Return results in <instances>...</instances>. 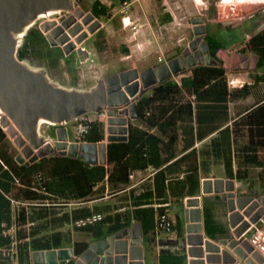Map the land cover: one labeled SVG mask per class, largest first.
<instances>
[{
  "label": "trees",
  "instance_id": "1",
  "mask_svg": "<svg viewBox=\"0 0 264 264\" xmlns=\"http://www.w3.org/2000/svg\"><path fill=\"white\" fill-rule=\"evenodd\" d=\"M114 5L113 1L111 6ZM109 9L110 6L94 0L90 11L95 17L108 19ZM204 37L212 55L223 49L221 41L206 33ZM22 40L17 49L19 60L35 55L45 58L47 49H51L42 32L33 26ZM34 45L44 48L45 52L37 53ZM248 47L257 56L253 72L255 83L264 81V73L257 74L264 70V31L252 35ZM97 48L101 51L98 45ZM123 49L128 53L127 47ZM69 69L74 72L73 64ZM190 70L191 73L179 77L178 82L169 77L155 84L136 100L134 120L138 124L136 127L140 126L138 133L129 125L125 141L107 143L103 165H88L79 158L61 155L46 156L32 164H19L15 161L17 152L0 128V223H14L18 227L16 239L21 264H29L33 252L65 247L72 248L74 257H78L90 243L113 235L130 226L132 221L141 225L146 246L153 245L156 217L167 214L173 200L179 204L175 207L180 209V201L185 196L199 194L201 178L220 175L246 182L252 169L262 167L264 162L259 151L264 147L263 140L254 139L253 130L248 121H243L240 111L237 118H231L228 111L230 101L249 94L248 85L244 83L229 90L222 65H197ZM261 109L263 107L255 110V122L260 121L258 110L263 111ZM86 124L87 129L76 141L96 143L104 139L102 121ZM241 124L248 125L246 142L241 141L244 135ZM256 133L260 137L262 129ZM195 141L201 142L198 149L193 146ZM216 166L222 170L216 171ZM147 169L154 171L151 184L130 188L129 194L119 199L129 200L128 209L117 210L125 205L123 202L83 205L104 197L105 192L113 195L125 190L131 185L134 172ZM38 172L45 177L46 194L33 185V176ZM21 202L36 204L25 206ZM68 203L74 204L69 211L65 209ZM217 203L216 197L203 203V231L213 239L225 232L215 214ZM93 214L103 216L84 228L70 226L72 221ZM173 228L177 237L182 238V217L175 216ZM9 243V239L0 236V246ZM180 254L174 255L161 248L159 264H172L173 261V264H182L185 255ZM169 259L172 262L167 263ZM0 264L9 262L0 260Z\"/></svg>",
  "mask_w": 264,
  "mask_h": 264
},
{
  "label": "water",
  "instance_id": "2",
  "mask_svg": "<svg viewBox=\"0 0 264 264\" xmlns=\"http://www.w3.org/2000/svg\"><path fill=\"white\" fill-rule=\"evenodd\" d=\"M77 1L0 0V127L5 129L6 135L12 139L14 146L19 150L15 156V161L19 164H32L46 156L61 155L79 158L88 165H103L106 163L107 143L127 139V116L135 119V103L140 96L148 92L155 84L185 69H191L197 65H218V62L208 53L206 42L202 40L201 34L205 32L202 26L204 17L198 16L191 19L194 34L192 40L180 55L166 63L151 66L141 73H138L136 69H130L97 79L88 89L61 86L49 78L46 69L35 68L25 60H19L17 49L27 30L38 19L61 12H71L74 16L64 20L61 26H55L54 20L39 24V29L46 40L51 46H55L57 43L63 44L72 37L73 41L63 46L65 54L72 51L75 44H82L101 23L98 20L91 22L93 19L91 13L83 15L84 12L77 6ZM74 6L77 7L74 8ZM242 9L248 12L247 9L251 7L244 6ZM76 19L79 21L74 23ZM197 26L202 27L201 31L196 30ZM64 29H67L66 34L56 41L55 37ZM195 43L196 46L193 47ZM226 59H223L225 69L228 68ZM242 61L250 70H256L257 56L244 55ZM240 68L242 65L237 69ZM129 76L134 77L138 83L141 82V88L137 86V90L131 92L133 85L127 80ZM147 76L151 79L148 82L145 81ZM107 106L110 109L107 111L105 142H68L64 124L76 121L87 113H99ZM115 109L118 111L116 112ZM42 123L58 126L57 139L53 142H50L47 135L40 133ZM231 191H233L231 180L204 178L201 181L202 194L215 193L221 194L222 198H230L227 199L229 210L233 208ZM185 202L186 206L190 207L189 210H184L186 220L189 213L190 221L186 231L188 234L194 231L199 233L202 230L201 225L193 224V222L200 220V198H188ZM220 243L225 244L224 241ZM159 244L162 246L180 244L182 250H185V245L188 244L191 257H204L209 264L218 263L220 260L219 256L210 254L218 251V247L208 241L203 242L202 235H199L198 239L188 235L186 239L180 241L162 239ZM234 245L235 242H231L228 248L233 249ZM242 246L256 263H262V257L252 252L248 242L243 243ZM233 253L242 260L245 257V252L240 247L233 249ZM89 254H92V259L89 258ZM70 261L72 264H143L140 225L134 223L131 230H119L103 240L90 243L78 257H74L71 248L37 251L31 254L32 264H69ZM234 262L235 257L224 251L223 263L234 264ZM245 263L254 264L251 258L246 259ZM189 264H198V262L191 260ZM200 264H204L203 260H200Z\"/></svg>",
  "mask_w": 264,
  "mask_h": 264
},
{
  "label": "rangeland",
  "instance_id": "3",
  "mask_svg": "<svg viewBox=\"0 0 264 264\" xmlns=\"http://www.w3.org/2000/svg\"><path fill=\"white\" fill-rule=\"evenodd\" d=\"M93 1L94 0H79L77 1V4L85 12H88V10H91ZM172 1L167 4L164 3V0H146V2L142 1L143 7L139 8V2L134 0V2L131 4V7L125 13H119L121 4L115 0L114 2L116 5H114V7L111 6L112 3L110 4L108 19L105 17H100V21L103 23V27L98 31L100 33L94 32L90 34L89 37L82 43L86 52L90 55V57L87 58L84 63H80V60L84 59V54L79 55V58H77L74 52L66 56L62 48L57 47L58 44L57 46H51L50 50L47 49L45 58L36 57L35 55L33 57L31 56L25 61L28 62L32 67L46 69L49 78L61 86L67 88L87 89L89 87V83L94 85L96 76L98 75H101L98 78L100 79L105 78V75L108 76V74L111 73L119 74L125 70H129L127 67L132 65H135L139 69H137L138 73H141V70L144 67H148L153 63H156L159 57L172 59L180 55L182 50H184L187 46L183 48V45L182 47L178 45L179 48L172 49V45L168 44V40L169 38L174 40V38L177 39V37H186L187 42L185 39L182 41V44H185L188 43V40L193 38L194 34L191 32L193 31V28L190 27V22L187 21L186 24H181L184 23V18H181L184 17V14L186 15L185 19L188 18V16L195 15H197V17L200 16L209 19V23L208 21L205 22L206 30L208 31L209 36L213 37V39L217 41L222 40L218 34V27H225V36L227 38L225 51L229 54V56L233 54H253L248 48L247 41H244L245 37H243L241 34L244 32H258L259 29V31H264V11L262 9L255 10L254 13L247 12L249 15L246 17L249 18L245 17L246 19L238 20L237 16H235L237 12L240 13L239 6L237 5H229L228 3L223 5L219 1L214 4L216 0H209L210 4H207L206 6L198 5L199 7L191 6L187 9L185 7L184 9H180L177 8L178 5H174ZM107 2L108 1H106V3ZM185 2H189L190 5H192L191 0H185ZM201 7H206L204 10L205 16L198 14ZM260 7L264 8V5ZM168 10L172 11L174 21L173 23L166 24L162 16L165 12H168ZM217 10L220 13L223 11L222 13H226V15L231 17L228 18L223 15L218 17ZM56 16H58V13L41 17L32 26L39 29V24H41L45 19H47L46 21H51L52 19L48 18ZM123 16L129 18V22L125 27L123 26L122 22H119L120 17ZM210 23H212V25H210ZM145 33H150V36ZM136 36L140 38L144 37V44L141 45L142 50L147 49L149 52V55L142 62V55L140 56L134 53L132 55V42ZM203 41L205 40L203 39ZM122 44H127L129 46V53L131 57L128 58L127 61H120V58L123 57L121 55H126L121 49V46H123ZM97 45L101 51H99ZM34 47L37 53L43 54L45 52L44 48H41L39 45H34ZM72 64L74 71L73 73L69 69ZM186 73L189 74L188 69L175 74L173 77L178 79L182 74ZM241 100L242 98L230 101L228 103V110L230 108L231 116L234 115L233 117H235L239 111H242L243 103ZM109 109L110 108L107 106L99 113H94V115L90 114L88 118L105 123V120L108 117L107 111ZM115 111L117 112L118 109H115ZM116 115L119 116V114ZM83 118H78L76 121H71L64 124V127L67 131L68 140L72 141L78 138L80 133L78 132L77 123H84L87 120V117ZM127 124V127L129 125H131L132 128L135 127L137 129L135 132L138 133L140 126H138V128L136 127L138 124L134 119H131L129 116H127ZM56 128V125L42 123L40 126V133L48 135L50 138H52V140H55L57 139ZM244 129V124H241V130L243 131V134ZM104 131L107 135L106 127L104 128ZM246 140L247 137L243 135V137H241V141L243 142ZM18 152L19 150L17 149V153ZM215 169L218 172L222 170L220 166H216ZM253 170L255 169H252L251 171L253 172ZM243 187H246V184ZM259 187L262 188L260 185ZM260 188H256V190L258 191V194H263L264 190L261 191ZM169 211L172 219H174L176 215L182 217V211L178 207L173 206ZM153 246L151 248L146 245L144 246L143 257L146 261V264H155L158 262L157 253L155 252L156 248ZM175 247L178 248L180 253H183L180 244L175 245ZM183 264H187L186 261H183Z\"/></svg>",
  "mask_w": 264,
  "mask_h": 264
},
{
  "label": "crops",
  "instance_id": "4",
  "mask_svg": "<svg viewBox=\"0 0 264 264\" xmlns=\"http://www.w3.org/2000/svg\"><path fill=\"white\" fill-rule=\"evenodd\" d=\"M102 3H106V1H108L107 3H106V5L107 6H110V4L112 3V0H100ZM113 1H115V0H113ZM118 1V0H117ZM128 1H130V0H128ZM142 1H144V2H146V0H137V2H139V8H141V7H143V4H142ZM165 2L164 3H167V4H169L172 0H164ZM216 1H218V0H216ZM216 1L214 2V4L216 3ZM119 3H121L120 1H118ZM131 2V4L134 2V0H131L130 1ZM173 2V4L175 5V4H177L178 6H177V8H180V9H184V7L187 9L188 7H191V6H194V7H199L198 5H207V4H210V1L209 0H191V2H192V5H190V3L189 2H185V0H174V1H172ZM232 2V0H227L226 1V4L227 3H231ZM121 6V5H120ZM208 7V6H207ZM242 7H244V6H241V7H239V9H240V13L239 12H237V14L235 15V16H237V19L238 20H241V19H246V18H249V17H246V16H248L249 14H247V12H245V11H243V9H242ZM245 7H251V9H247V11L248 12H250V13H254V11L255 10H259V9H262L263 11H264V8H261L260 6H257V5H254V4H248L247 6H245ZM132 8H133V5H132ZM206 9V7H201L200 8V10H199V12H198V14L200 15V14H202V15H204L205 16V13H204V10ZM121 10V9H120ZM120 10H119V13H122V12H120ZM196 11H198V10H196ZM239 11V10H238ZM88 12H90L91 13V11L90 10H88ZM92 14V13H91ZM93 15V14H92ZM217 15H218V17L220 16V15H223V16H225V17H228V18H230L231 16H228V15H226V13H219V12H217ZM94 16V15H93ZM184 17H181L182 19L184 18V23H181V24H186L187 23V21H189L190 22V27L191 28H193V25H192V22H191V19L192 18H197V15H195V16H188V18H186L185 19V17H186V15L184 14L183 15ZM95 17V16H94ZM163 19H164V21L166 22V24H168V23H173V21H174V16H173V13H172V11L171 10H168V12H165L164 14H163ZM246 17V18H245ZM251 17H253V16H251ZM250 17V18H251ZM97 19H98V21L101 23V21H100V17H96ZM206 21H208V23L210 22V20L209 19H207V18H205V21H204V28H205V33H206V35L208 34V31L206 30V27H205V22ZM120 23L122 22V24H123V26L125 27L126 26V24L129 22V18L128 17H126V16H123V17H120V21H119ZM118 22V23H119ZM210 25H212V23H210ZM103 27V23H101L100 24V26L95 30V33H97L101 28ZM260 30V29H259ZM258 30V32H251V33H248V32H244L243 34H241L243 37H245V39H244V41H247V45H248V41L250 40V37L252 36V35H254V34H256V33H259V32H262V31H259ZM248 31V30H247ZM192 32V31H191ZM225 27L223 28L222 26H220V27H218V34L220 35V37L222 38V40H221V42L223 43V49H218V51L217 52H219V53H222L223 52V55L228 59V63H227V69H225L224 67V69L226 70V79H227V82H228V88H229V90H233L235 87H241L244 83L245 84H247L248 85V89H249V94L246 96V97H244V98H242V103H243V108H242V111H240L241 113H240V115L241 116H243L242 118H243V121L244 122H246V121H248L249 122V126H250V129L251 130H253L252 132H253V135H254V139L256 140V139H258V138H260L261 140H263V142H264V81H259V82H257V83H255V80H254V78H253V72H254V70L252 71V70H250L249 68H247L246 67V65H245V62L244 61H242V58H243V56L244 55H247V54H242V55H240V54H233V55H230L229 56V54L225 51V46L227 45V42H226V36H225ZM98 33H100V32H98ZM193 33V32H192ZM145 34H148V33H145ZM149 36H150V33L148 34ZM146 37H148V36H146ZM194 37V36H193ZM167 39H168V37H167ZM186 40V42H187V39H186V37H177V39L176 38H174V40H171L170 38H169V43L168 44H170V45H172V49L174 48V49H177V48H179V46L180 47H182V45H183V48H185L186 46H187V44L192 40H188V43H185V44H182V41L183 40ZM144 37H142V38H140V37H135L134 38V40H133V42H132V47H133V50H132V55H133V53L134 54H136V55H142V59H141V62L142 61H144L145 59H146V57L149 55V52L147 51V49H145V50H142V46L141 45H143L144 44ZM206 42V41H205ZM207 44V43H206ZM123 45V44H122ZM179 45V46H178ZM51 46V45H50ZM56 46V45H55ZM83 46V45H82ZM122 48V50H123V52L126 54V55H121V56H123V57H121L120 58V61H127V59L128 58H130L131 57V55H130V53H129V51H128V53H126L125 51H124V47H127L128 49H129V46L127 45V44H125V45H123V46H121ZM59 48V47H58ZM249 48V47H248ZM85 49V48H84ZM183 51V50H182ZM72 52H74L75 54H76V56H77V58H79V55L80 54H78L76 51H72ZM71 51L68 53V54H65L66 56L67 55H69L70 53H72ZM141 52V53H140ZM208 53L218 62V65L217 66H219V65H224V60H223V58H219V56H217V55H219L218 53H216L215 55H212L210 52H209V49H208ZM255 56V54L253 53V54H248V56L249 57H252V56ZM90 57V55L87 53V54H85V56H84V59L83 60H80V63H84L86 60H87V58H89ZM159 58H160V60H159ZM158 59H157V62L156 63H153L152 65H150V66H148V67H144L141 71H143V70H145L146 68H149V67H151V66H159L160 64H163V63H166L167 62V60L169 61L170 59H165L164 57H159ZM238 59V62H236L235 61V59ZM250 64V63H249ZM242 65V68H240V69H237L239 66H241ZM208 66V65H207ZM213 66H215V65H213ZM129 68V70H130V68L131 69H138L135 65H132V66H130V67H127V69ZM139 70V69H138ZM125 71H127V70H125ZM188 72H189V74L191 73V70L190 69H188ZM261 73H264V70L263 71H258L257 72V74L258 75H260ZM178 74V73H177ZM110 75H113L112 73L111 74H108V76H110ZM175 75V74H174ZM174 75H172V76H170V77H172L173 78V76ZM101 75H98V76H96V80L100 77ZM105 76H107V75H105ZM96 80H95V82H96ZM95 84V83H94ZM88 88H90L91 86H93V84H91V83H89L88 84ZM141 87V86H140ZM87 88V89H88ZM147 93V92H146ZM259 107H263V109H261V110H263V111H260V110H258V118L260 119V121L259 122H255V119H256V113H255V110L257 109V108H259ZM229 113H230V108H229ZM260 111V112H259ZM90 114H92V115H94V113H87L86 115H83L82 117H87L86 119V122H90V121H93V119H89L88 118V116L90 115ZM229 116L231 117V118H237L238 117V115L237 116H235V117H233L234 115H232L231 116V113L229 114ZM248 116V117H247ZM82 117H80V119L82 118ZM104 123V122H103ZM256 123L258 124V125H256ZM228 124H230V123H228ZM78 125H79V123H77V127H78ZM248 125H244V127L245 128H248L247 127ZM58 127V126H57ZM106 127V122L104 123V128ZM79 128V127H78ZM260 129H262V134H261V136L259 137L258 136V134L256 133V130H260ZM216 132H214V133H211L210 135H209V137L210 136H213L214 134H215ZM246 134H247V130L246 129H244V135L246 136ZM106 136V134L104 133V137ZM47 137L49 138V140H52L48 135H47ZM246 137H248V136H246ZM208 138V137H207ZM8 139L10 140V138L8 137ZM68 140V139H67ZM77 140V139H76ZM76 140H68V142H82V141H76ZM11 141V140H10ZM103 142H105V139H103L102 140ZM243 142H246V141H243ZM12 143V142H11ZM12 145H13V143H12ZM200 145H201V142L200 141H195V143H194V148H196V149H198L199 147H200ZM13 147H14V150H15V152H17V149L15 148V146L13 145ZM191 148H189V150H190ZM13 150V151H14ZM18 154V153H17ZM16 154V155H17ZM259 155H260V159L264 162V147H262V148H260V151H259ZM233 173H235V167H233ZM153 174H154V171L153 170H151V169H147V170H144V171H136V172H134L133 174H132V178H131V185H130V187H128V188H126L125 190H123V191H121V192H119V193H116V194H113V195H109L107 192H105V196L104 197H101V198H99V199H97V200H93V201H90V202H86V203H84L83 205H85V204H87L88 206L89 205H91V204H94V203H97V202H105V201H108V202H110L111 204H119V203H121V202H123V204H125V205H123V207L121 208V209H117L118 211L119 210H126V209H128V203L127 202H129V200H127V201H122V200H120L119 201V199H121V197L122 196H127L128 194H129V192H130V188H140V186L142 185V184H144V183H147V184H151V182H152V177H153ZM248 176V179L246 180V182H244V180H241V179H237L236 177H233V178H227V177H224V176H213V175H211V176H209V177H204V178H211V179H215V178H221V179H224V180H226V179H228V180H231L232 182H233V191H232V193H234L235 194V198H239L240 199V201H241V199L243 198V197H246V198H248V197H259V196H262V195H264V193L263 194H258V191L256 190V188H260L259 187V185L263 188H260L261 189V191L262 190H264V164L262 165V167L261 168H256L255 170H253V172L251 171L250 172V174L249 175H247ZM204 178H201L200 179V190H199V194H197V195H193V196H185L181 201H180V203L182 204V206H181V211H182V219H183V225H184V233H183V237L182 238H178L177 237V235H175V240H178V241H180L181 239H186L187 238V236L188 235H191V236H193V237H195V239H198V237H199V234H198V231H194V232H192V233H190L189 232V234L187 233V231H186V228H187V225L188 224H190V221H189V213H188V220H186V216H185V213H184V210L185 209H187V210H189L190 209V207H187L186 206V199H188V198H194V197H199L200 198V205H199V208H200V220L199 221H195V222H193V224H200L201 225V227H202V230H203V203H204V201L206 200V199H208V200H212V199H215V197L217 198V204H218V208H216L215 209V214L217 215V217H218V219H219V221L222 223V225H223V227H224V229H225V232H224V234H222V235H220V236H218V237H216L215 239H213V238H210V239H213L215 242H220V241H222L223 240V238L224 237H226L227 236V219H226V213H227V211H228V207H227V199L228 198H222L221 197V194H215V193H211V194H206V195H204V194H202V192H201V181L204 179ZM238 181H240L241 183H240V185L239 186H237V184H236V182H238ZM251 182H254V184L253 185H250L251 184ZM246 184V187H243L244 185ZM250 186V187H249ZM242 188V189H241ZM168 198H169V196H168ZM235 198H234V200H235ZM178 204V203H177ZM176 203H175V201L173 200L172 202H170L169 203V205H170V208H172L173 206H175V205H177ZM73 205L74 204H71V203H68L66 206H65V209L67 210V211H69L72 207H73ZM179 205V204H178ZM170 208L168 209V211H167V215H168V217L172 220V222H173V224H174V219H172V217H171V215H170ZM103 216V215H102ZM73 222V221H72ZM72 222L70 223V226L72 227ZM134 223H136L137 224V222H135V221H132L131 223H130V226H128V227H125V228H123V229H129V230H131V227H132V225L134 224ZM139 224V223H138ZM140 225V224H139ZM140 228H141V225H140ZM123 229H121V230H123ZM157 232H159V231H157ZM204 232V231H203ZM155 233H156V231H155ZM141 234H142V231H141ZM205 235V234H204ZM165 236V237H164ZM206 236V235H205ZM154 237H155V244H153L154 246H155V248H156V253H157V261L158 262H156L155 264H159V253H160V249L161 248H165V250L166 251H169L171 254H174V255H181L180 254V252H179V250H178V248H176L175 247V244H169V245H165V246H162V245H160L159 244V241L160 240H162V239H168L167 238V235L165 234V233H163V232H160L159 234H157V236L156 235H154ZM207 237V236H206ZM75 238H77V236L75 237ZM209 238V237H208ZM84 240H88V238H83ZM94 242V241H93ZM146 245V243L144 242V240H143V238H142V263L143 264H146V261H145V259H144V257H143V250H144V246ZM153 245H149V247L151 248ZM187 245V244H186ZM186 245H185V250H182L183 251V255H185V261H186V263L187 264H189V261H191V260H189L188 258H187V255H186ZM153 246V247H154ZM197 246V245H196ZM181 247V246H180ZM236 248H238V247H236ZM62 249H70V248H68V247H65V248H59V249H53V250H62ZM72 249V248H71ZM182 249V248H181ZM188 250H190V249H188ZM52 251V250H51ZM73 251V250H72ZM45 252V251H44ZM230 252H232L231 251V249H230ZM229 252V253H230ZM210 254H212V253H210ZM232 256H234V257H236V261H235V263H237V264H245L244 263V261L243 260H241L240 258H238L236 255H233L232 253H230ZM212 255H214V254H212ZM214 256H216V255H214ZM198 259V258H197ZM193 260V259H192ZM167 261V260H166ZM193 261H195V262H198V264H200V261H198V260H193ZM170 262H172V260H168L167 261V263H170ZM29 263H31L32 264V262H31V257H29ZM69 263V262H68ZM173 263H174V261H173ZM172 263V264H173ZM183 264V263H182ZM212 264H222V263H220V262H218V263H212Z\"/></svg>",
  "mask_w": 264,
  "mask_h": 264
},
{
  "label": "built area",
  "instance_id": "5",
  "mask_svg": "<svg viewBox=\"0 0 264 264\" xmlns=\"http://www.w3.org/2000/svg\"><path fill=\"white\" fill-rule=\"evenodd\" d=\"M105 1V0H104ZM121 3V10L120 12H126L131 7V2L128 0H118ZM221 2V4L226 5L227 0H218ZM217 2V1H216ZM229 5H237L239 7L241 6H247L248 4H254L257 6H263L264 0H232L231 3H228ZM77 6H74V8ZM83 15H86L90 12L83 11ZM217 12H219L217 10ZM223 11H221L222 13ZM220 13V12H219ZM61 14V13H58ZM69 14V15H68ZM65 15H68L67 17H52L51 19L54 20L56 23L55 26H61L64 20L70 19L73 15V13H65ZM95 20H98L96 17L93 16V19L91 22H94ZM79 20H74L75 22H78ZM205 21V17H204ZM72 25V24H71ZM202 26H204V22L202 23ZM85 28V27H84ZM67 32V29H64L57 37H55V40H59L62 38ZM205 32L201 34L202 40ZM73 41L72 37H69L68 40H66L63 44H58L59 47L63 48L64 45L68 44L69 42ZM72 51H76L78 54H87L86 50L82 46V44H75V47ZM71 51V52H72ZM160 60V58H159ZM182 74L181 76H183ZM180 76V77H181ZM174 80L178 82V79L173 77ZM83 118V117H82ZM80 119V118H79ZM84 119V118H83ZM106 122V120H105ZM87 122L79 123L78 125V132L80 133L77 140H79L80 136L85 132L87 129ZM50 142H53V140H50ZM83 142V141H82ZM132 176V175H131ZM45 180L44 175L41 172L36 173L33 176V185L35 188L40 189L41 192L44 191L45 187L43 186V181ZM240 181L236 182L237 186L240 185ZM227 194V193H226ZM232 196L233 200V208L232 210L227 211L226 213V219H227V236L223 238L222 241L225 242V244H221L220 242H215L213 239H210L204 235L203 230L199 232V235H202L203 242L208 241L209 243L215 245L218 247V251L211 252L212 254L219 256V262L223 263V252H230V249L228 248V245L231 242H235L234 248L240 247L243 252H245V257L243 259L244 263L246 259L251 258L254 264H264V195L259 197H243L240 201V199L237 197L235 198V194ZM228 198V197H226ZM235 198V200H234ZM230 199V198H228ZM17 204V203H16ZM21 205H28V204H36V203H27V202H21ZM102 215L101 214H93L91 216H87L85 218H79L77 220H74L72 222L73 228H84L87 226H90L99 220H101ZM235 219V221H234ZM18 227L12 223L8 225L6 222L0 223V236L9 239L10 243L5 246H0V260H4L9 262V264H21L18 259V241L16 239V231ZM155 231L156 236L160 232H163L167 235V238L170 240H175L176 230L173 228V222L170 220L167 214H159L156 217L155 222ZM159 231V232H157ZM238 234V235H237ZM248 242V244L251 246L252 252L258 253L262 257V263H256V261L252 258L250 253H247L245 251V248L242 246L243 243ZM202 248H204V244L201 245ZM190 245H186V255L189 260H203L204 264H209L205 261V258H198V257H191L189 255V249ZM233 249H231L233 255ZM51 251V250H49ZM44 252V251H42ZM32 254V253H31ZM30 254V257H31ZM206 254V252H204ZM198 258V259H197ZM242 260V259H241ZM236 261V257H235ZM25 264V263H23ZM31 264V263H29ZM234 264H237L234 262ZM246 264V263H245Z\"/></svg>",
  "mask_w": 264,
  "mask_h": 264
},
{
  "label": "bare ground",
  "instance_id": "6",
  "mask_svg": "<svg viewBox=\"0 0 264 264\" xmlns=\"http://www.w3.org/2000/svg\"><path fill=\"white\" fill-rule=\"evenodd\" d=\"M201 28H202L201 26H197V27H196V30H197V31H201ZM81 33H82V32H81ZM81 33H80V34H81ZM194 46H196V43L193 45V47H194ZM219 56H220V58H223V59L226 58L222 53H219ZM187 57H189V56H187ZM226 61L228 62L227 59H226ZM235 61L238 62V59L236 58ZM127 80H128V82H130L131 85H133V87L131 88V92L136 91V90H137V86H139V88H141V87H140V86H141V82L138 83V82L135 80L134 77L129 76V77L127 78ZM149 80H151L149 76L145 77V81H146V82H148ZM146 82H145V83H146ZM137 83H138V85H137ZM119 97H120V95H119ZM89 258L92 259V254H89Z\"/></svg>",
  "mask_w": 264,
  "mask_h": 264
},
{
  "label": "clouds",
  "instance_id": "7",
  "mask_svg": "<svg viewBox=\"0 0 264 264\" xmlns=\"http://www.w3.org/2000/svg\"><path fill=\"white\" fill-rule=\"evenodd\" d=\"M77 6L79 7V5L77 4ZM81 10H83V9H81ZM84 11V10H83ZM61 13H64L65 14V12H61ZM48 19H51V18H48ZM47 19H45L44 21H46ZM43 21V22H44ZM42 22V23H43ZM36 23V22H35ZM39 28V27H38ZM40 30V29H39ZM41 31V30H40ZM43 34V33H42ZM44 35V34H43ZM44 37H45V35H44ZM46 38V37H45ZM57 46V45H56ZM57 47H59V46H57ZM59 48H61V47H59ZM62 50H63V48H62ZM0 116H1V114H0ZM3 131H4V133H5V130H4V128H2V127H0ZM8 137V136H7ZM11 140V142H12V139H10ZM13 143V142H12ZM14 145V144H13Z\"/></svg>",
  "mask_w": 264,
  "mask_h": 264
},
{
  "label": "flooded vegetation",
  "instance_id": "8",
  "mask_svg": "<svg viewBox=\"0 0 264 264\" xmlns=\"http://www.w3.org/2000/svg\"><path fill=\"white\" fill-rule=\"evenodd\" d=\"M69 15V14H68ZM68 15H65L64 13L58 14L57 17H67ZM205 35V34H204ZM203 39L205 40V37L203 36ZM127 107V106H126Z\"/></svg>",
  "mask_w": 264,
  "mask_h": 264
}]
</instances>
